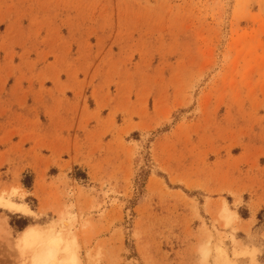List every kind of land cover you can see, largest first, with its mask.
Masks as SVG:
<instances>
[{
	"label": "rangeland",
	"instance_id": "374dc122",
	"mask_svg": "<svg viewBox=\"0 0 264 264\" xmlns=\"http://www.w3.org/2000/svg\"><path fill=\"white\" fill-rule=\"evenodd\" d=\"M0 199V264H264V0H0Z\"/></svg>",
	"mask_w": 264,
	"mask_h": 264
},
{
	"label": "bare ground",
	"instance_id": "6f19581e",
	"mask_svg": "<svg viewBox=\"0 0 264 264\" xmlns=\"http://www.w3.org/2000/svg\"><path fill=\"white\" fill-rule=\"evenodd\" d=\"M2 198V197H1ZM17 205V204H16ZM9 202H2L0 199V209H7L14 212H28L23 205L18 207ZM66 221L53 222L47 227L39 230L35 227H30L22 232L20 245L30 247L32 251L30 264H65L68 263L70 245L68 242L64 243L62 229L68 227ZM57 227V228H56ZM58 229L57 230H55ZM0 229L1 226H0ZM5 230V229H3ZM65 230V229H64ZM27 234V236H26ZM23 246V247H24ZM30 253V254H31Z\"/></svg>",
	"mask_w": 264,
	"mask_h": 264
},
{
	"label": "snow or ice",
	"instance_id": "6c2138e0",
	"mask_svg": "<svg viewBox=\"0 0 264 264\" xmlns=\"http://www.w3.org/2000/svg\"><path fill=\"white\" fill-rule=\"evenodd\" d=\"M26 236H27V234H26Z\"/></svg>",
	"mask_w": 264,
	"mask_h": 264
}]
</instances>
